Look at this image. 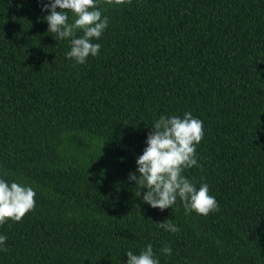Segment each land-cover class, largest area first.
Masks as SVG:
<instances>
[{"label":"trees","instance_id":"1","mask_svg":"<svg viewBox=\"0 0 264 264\" xmlns=\"http://www.w3.org/2000/svg\"><path fill=\"white\" fill-rule=\"evenodd\" d=\"M99 7L101 48L79 64L39 0H0V177L36 190L0 224V264H125L149 243L160 264H264V0ZM185 111L204 135L183 174L209 185L208 215L151 207L128 179L151 124Z\"/></svg>","mask_w":264,"mask_h":264},{"label":"clouds","instance_id":"2","mask_svg":"<svg viewBox=\"0 0 264 264\" xmlns=\"http://www.w3.org/2000/svg\"><path fill=\"white\" fill-rule=\"evenodd\" d=\"M124 0H107L109 4H122ZM41 10L47 9L44 19L48 23L47 32L57 40H68L69 50L65 55L83 64L89 56L95 57L101 48L98 41L108 25V17L102 15L101 0H39ZM80 31L82 35L77 36ZM152 130L146 134L142 153L136 157L135 171L128 173L134 181V195L141 197L149 206L163 210L176 203L183 204L185 213L195 211L208 215L218 210V202L209 192L207 183L199 186L183 172L193 166L199 167L196 146L204 135L203 122L185 111L183 115L161 114L151 124ZM143 194L141 195V190ZM36 190L30 184L0 177V224L9 219L20 221L35 206ZM159 226L169 232H178L173 222L163 221ZM7 240L0 233V246ZM160 251L169 255L170 245ZM125 264H160L151 243L139 253L126 251Z\"/></svg>","mask_w":264,"mask_h":264}]
</instances>
